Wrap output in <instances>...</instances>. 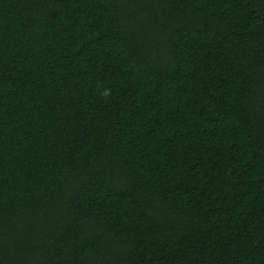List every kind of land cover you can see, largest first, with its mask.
Returning <instances> with one entry per match:
<instances>
[{
    "label": "trees",
    "instance_id": "obj_1",
    "mask_svg": "<svg viewBox=\"0 0 264 264\" xmlns=\"http://www.w3.org/2000/svg\"><path fill=\"white\" fill-rule=\"evenodd\" d=\"M0 264H264V0H0Z\"/></svg>",
    "mask_w": 264,
    "mask_h": 264
}]
</instances>
